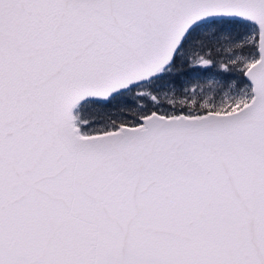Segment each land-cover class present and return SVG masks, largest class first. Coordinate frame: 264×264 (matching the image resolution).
<instances>
[{
    "label": "snow or ice",
    "instance_id": "obj_1",
    "mask_svg": "<svg viewBox=\"0 0 264 264\" xmlns=\"http://www.w3.org/2000/svg\"><path fill=\"white\" fill-rule=\"evenodd\" d=\"M0 264H264V0H0Z\"/></svg>",
    "mask_w": 264,
    "mask_h": 264
}]
</instances>
